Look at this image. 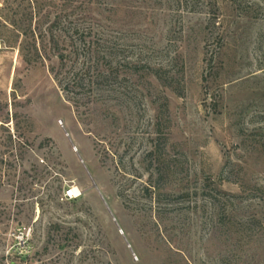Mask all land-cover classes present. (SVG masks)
<instances>
[{
    "label": "rangeland",
    "instance_id": "374dc122",
    "mask_svg": "<svg viewBox=\"0 0 264 264\" xmlns=\"http://www.w3.org/2000/svg\"><path fill=\"white\" fill-rule=\"evenodd\" d=\"M0 264H264V0H0Z\"/></svg>",
    "mask_w": 264,
    "mask_h": 264
},
{
    "label": "built area",
    "instance_id": "2783aa9c",
    "mask_svg": "<svg viewBox=\"0 0 264 264\" xmlns=\"http://www.w3.org/2000/svg\"><path fill=\"white\" fill-rule=\"evenodd\" d=\"M81 196V192L77 187H69L66 189L62 196L61 201L69 202L78 199Z\"/></svg>",
    "mask_w": 264,
    "mask_h": 264
},
{
    "label": "bare ground",
    "instance_id": "6f19581e",
    "mask_svg": "<svg viewBox=\"0 0 264 264\" xmlns=\"http://www.w3.org/2000/svg\"><path fill=\"white\" fill-rule=\"evenodd\" d=\"M59 124V123H58Z\"/></svg>",
    "mask_w": 264,
    "mask_h": 264
}]
</instances>
